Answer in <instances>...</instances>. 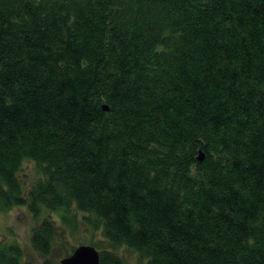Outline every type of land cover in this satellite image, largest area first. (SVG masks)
Listing matches in <instances>:
<instances>
[{
    "label": "trees",
    "instance_id": "1",
    "mask_svg": "<svg viewBox=\"0 0 264 264\" xmlns=\"http://www.w3.org/2000/svg\"><path fill=\"white\" fill-rule=\"evenodd\" d=\"M15 204H73L150 264H264V0H0V210ZM56 234L33 229L39 264ZM21 255L0 239V264Z\"/></svg>",
    "mask_w": 264,
    "mask_h": 264
},
{
    "label": "rangeland",
    "instance_id": "2",
    "mask_svg": "<svg viewBox=\"0 0 264 264\" xmlns=\"http://www.w3.org/2000/svg\"><path fill=\"white\" fill-rule=\"evenodd\" d=\"M19 175L26 185L30 186L42 172L38 165L30 159L22 162ZM66 214V218L62 215ZM44 218L53 221L56 227V243L52 249V257L59 264L62 256L70 253L79 243L96 244L100 250L113 249L124 264H150L146 258L127 246L111 248L104 238L101 228L95 227L93 214L78 210L73 204L68 210L51 209L40 205L38 214H34L26 204H15L0 210V239L5 242H17L21 246V259L24 264H39L43 256L33 248L31 234L33 229Z\"/></svg>",
    "mask_w": 264,
    "mask_h": 264
},
{
    "label": "water",
    "instance_id": "3",
    "mask_svg": "<svg viewBox=\"0 0 264 264\" xmlns=\"http://www.w3.org/2000/svg\"><path fill=\"white\" fill-rule=\"evenodd\" d=\"M197 158H203L201 150ZM59 264H100V251L93 244L79 243L69 254L59 259Z\"/></svg>",
    "mask_w": 264,
    "mask_h": 264
}]
</instances>
